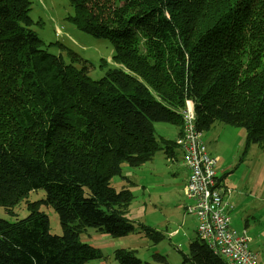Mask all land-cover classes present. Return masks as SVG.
<instances>
[{
  "label": "trees",
  "instance_id": "trees-1",
  "mask_svg": "<svg viewBox=\"0 0 264 264\" xmlns=\"http://www.w3.org/2000/svg\"><path fill=\"white\" fill-rule=\"evenodd\" d=\"M81 30L110 39L118 65L100 78L73 49L53 53L32 27L30 0H0V205L31 191L26 217L0 218V264H86L107 255L82 240L87 227L122 237H167L128 215L134 198L112 179L123 163L140 166L175 139L156 122L180 127L194 104L195 123L242 126L246 146H264V0H71ZM178 136V137H179ZM217 164V163H216ZM57 211L63 234L50 231ZM116 264H171L153 251L118 247ZM191 264H231L202 239L190 242Z\"/></svg>",
  "mask_w": 264,
  "mask_h": 264
},
{
  "label": "rangeland",
  "instance_id": "rangeland-1",
  "mask_svg": "<svg viewBox=\"0 0 264 264\" xmlns=\"http://www.w3.org/2000/svg\"><path fill=\"white\" fill-rule=\"evenodd\" d=\"M30 2L32 27L41 37L43 47L53 53L62 52L68 61L66 48L73 49L81 56L88 58L91 61L90 74L94 78L102 77L107 68L118 65L114 58L115 48L110 39L85 32L72 21L75 8L71 0H30ZM155 126L157 135L173 139L176 132L175 126L165 122H156ZM198 131L202 141L201 145L206 153L217 159L215 169L220 172L226 171L223 174L224 180L221 181L223 188L226 183L236 194L234 211H241L239 217L242 222V228L237 227V231H243L245 227V234L249 238L251 249L263 251L264 146L253 143L247 147V134L242 126L217 122L208 130L199 129ZM180 138L182 136L178 137ZM178 147L182 151L180 144ZM209 151L213 154L211 155ZM180 162L181 158L178 164L173 165L159 150L152 159L140 166L123 163L125 178L116 176L112 179V184L118 190L126 185L133 192L134 198L129 206L128 215L136 224L141 223L154 227L160 224L165 225V228L169 226V230L179 229V235L174 237L176 242L167 236L158 243L162 250V246H165L164 250L157 251L166 254L171 264H191L185 261L184 253L189 251L190 242L197 235L198 219L185 207L186 203L192 204V199L186 194V186L185 189L183 187L184 169ZM45 196V190L38 189L31 191L15 205H0V218L15 220L26 217L30 213L29 203L40 201ZM38 206L49 216L50 231L63 234V226L54 207L42 202H39ZM231 222L234 225L235 219ZM164 232L166 233V230ZM190 235L193 237L192 241H190ZM99 236H102V241L109 243L110 239L106 236L111 235L102 233L93 226L87 227L82 234V240L93 245L95 238ZM127 238H125L126 241H128ZM195 239H199L198 235ZM107 245L102 247L107 255L105 258L91 260L86 264H116L113 252L119 246ZM151 253V250L138 247L137 254L143 259L151 260Z\"/></svg>",
  "mask_w": 264,
  "mask_h": 264
},
{
  "label": "built area",
  "instance_id": "built-area-1",
  "mask_svg": "<svg viewBox=\"0 0 264 264\" xmlns=\"http://www.w3.org/2000/svg\"><path fill=\"white\" fill-rule=\"evenodd\" d=\"M182 116L183 133L182 138H177V143L182 147L183 158L190 172L186 194L192 199V204L187 209L198 219L199 238L214 252L226 256L231 264H259L250 248L246 231L233 229L230 217L224 210L223 192L218 186L215 169L217 160L208 155L201 145L192 101L187 102Z\"/></svg>",
  "mask_w": 264,
  "mask_h": 264
},
{
  "label": "crops",
  "instance_id": "crops-1",
  "mask_svg": "<svg viewBox=\"0 0 264 264\" xmlns=\"http://www.w3.org/2000/svg\"><path fill=\"white\" fill-rule=\"evenodd\" d=\"M171 125L175 126L174 124H171ZM175 127H176V132L174 133L173 139L176 140L178 138V136L180 135V127L179 126H175ZM208 150H209V148H208ZM161 151L163 152L166 160L170 161L173 165L178 164L179 160L181 158L180 164H181V167H183V169H184V173H183V176H182L183 179L182 180H183V187L185 189V186H186V184L188 182V178H189V169H188V167L185 164L181 149L178 146H176L175 149H173L172 155L170 157H168L166 155L164 150H161ZM177 153H179V154L177 155ZM209 153L211 155L213 154L212 151H209ZM226 170H228V169H226ZM225 172L226 171H224V172L217 171V174H218V186L221 189V191L223 192V197H224L223 207H224L225 212L230 217L231 227L233 229L237 230L236 229L237 227H241L242 228V222H241V219L239 217V215L241 214V211L240 212L234 211L235 207H236V202H235V195L236 194H234V191L230 190V188L227 186L226 183H225V187L224 188L222 186L221 181L224 180L223 174ZM175 174H177V173H175ZM234 205H235V207H234ZM187 206H188V203L185 204L186 208H187ZM237 217L239 218V220H238ZM232 219H235L234 225H232L233 224L231 222ZM155 228L163 230V231L166 230L167 236H170L173 241H175L174 237L179 235V233H180L179 229H171V230H169V226H166V228H165V225L158 224ZM242 230H245V227ZM131 233H136V234H131ZM131 233H129V234L125 235V236H122V237H113V236L109 237V236H106V237H108V239H110L109 243H107L106 241H102V236H99V237L95 238L93 245L96 246V247H99L101 249H102V247H104V246H106L108 244V245H111V246L115 245V246H119V247H128V248H132V249H135V250H138V247H144L147 250H151L152 252L153 251H157V250H159V251H163L164 250L165 246H162V248H163V250H162L159 247L158 243L157 244H152V242L147 237H145L142 233H139V232H131ZM197 235H198V233H197ZM197 235H196L195 238H197ZM191 236L192 235H190V238H191L190 241H192L193 239L197 240V239H195V238H193ZM126 237H128L127 238L128 241L125 240ZM161 245H163V244H161ZM169 251H170V249L168 250V252ZM252 251L256 254L257 258H259V260H258L259 264H264V250L263 251L262 250L261 251L252 250ZM169 260H170V258H169ZM99 264H102V263H99Z\"/></svg>",
  "mask_w": 264,
  "mask_h": 264
}]
</instances>
